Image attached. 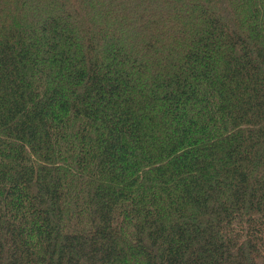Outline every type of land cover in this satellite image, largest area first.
<instances>
[{
	"label": "trees",
	"instance_id": "obj_1",
	"mask_svg": "<svg viewBox=\"0 0 264 264\" xmlns=\"http://www.w3.org/2000/svg\"><path fill=\"white\" fill-rule=\"evenodd\" d=\"M0 264H264V0H0Z\"/></svg>",
	"mask_w": 264,
	"mask_h": 264
}]
</instances>
